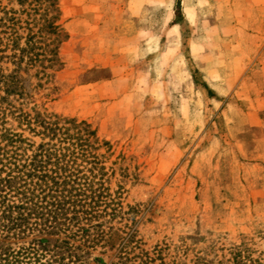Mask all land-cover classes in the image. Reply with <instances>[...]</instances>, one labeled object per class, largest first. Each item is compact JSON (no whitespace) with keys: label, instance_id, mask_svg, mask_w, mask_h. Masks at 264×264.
<instances>
[{"label":"rangeland","instance_id":"1","mask_svg":"<svg viewBox=\"0 0 264 264\" xmlns=\"http://www.w3.org/2000/svg\"><path fill=\"white\" fill-rule=\"evenodd\" d=\"M57 4L63 30L48 42L60 62L47 79L23 74L25 111L96 130L144 251L165 264H264V0ZM115 255L92 252L98 264Z\"/></svg>","mask_w":264,"mask_h":264},{"label":"trees","instance_id":"2","mask_svg":"<svg viewBox=\"0 0 264 264\" xmlns=\"http://www.w3.org/2000/svg\"><path fill=\"white\" fill-rule=\"evenodd\" d=\"M7 1L20 9L0 0V264H98L97 248L116 251L110 264H165L140 248L137 210L108 188L96 130L24 109L23 74L47 79L60 62L48 42L63 30L57 0Z\"/></svg>","mask_w":264,"mask_h":264}]
</instances>
